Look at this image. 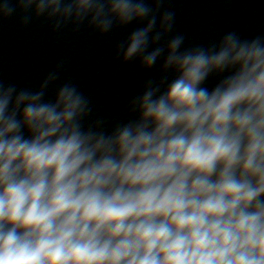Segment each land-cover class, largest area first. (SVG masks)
Instances as JSON below:
<instances>
[{
	"label": "clouds",
	"instance_id": "clouds-1",
	"mask_svg": "<svg viewBox=\"0 0 264 264\" xmlns=\"http://www.w3.org/2000/svg\"><path fill=\"white\" fill-rule=\"evenodd\" d=\"M151 3L0 2L22 27L143 23L116 56L162 60L110 129L71 80L46 99L62 63L36 90L0 80V264H264V35L184 47Z\"/></svg>",
	"mask_w": 264,
	"mask_h": 264
},
{
	"label": "water",
	"instance_id": "water-1",
	"mask_svg": "<svg viewBox=\"0 0 264 264\" xmlns=\"http://www.w3.org/2000/svg\"><path fill=\"white\" fill-rule=\"evenodd\" d=\"M146 2L153 6L151 0ZM165 10L175 13L169 38L184 35V47L210 45L228 32L249 40L264 35V0H164L161 14ZM21 19L17 12L0 21V80L15 84L18 90H36L62 63L59 79L49 87L46 99L54 100L58 86L71 80L92 101L88 122L102 118L110 129L116 122L131 118L129 100L140 94L145 80L159 77L162 60L145 71L138 61L122 63L116 56L117 45L143 23L134 22L101 35L88 28L87 22L79 30L69 24L53 31L51 22L43 18L23 27ZM221 78L212 76L203 86L211 90Z\"/></svg>",
	"mask_w": 264,
	"mask_h": 264
}]
</instances>
